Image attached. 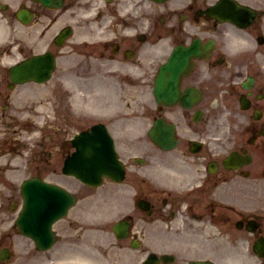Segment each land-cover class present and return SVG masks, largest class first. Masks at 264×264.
Masks as SVG:
<instances>
[{"label": "flooded vegetation", "instance_id": "af4514ba", "mask_svg": "<svg viewBox=\"0 0 264 264\" xmlns=\"http://www.w3.org/2000/svg\"><path fill=\"white\" fill-rule=\"evenodd\" d=\"M119 43H120V41L118 42V46H120L119 45ZM126 48H129L131 45L127 42L126 44ZM125 48V49H126ZM32 53H29L28 51H25V49H24V51H23V56L25 57L26 55L27 56H30ZM233 92V89H232V87H231V90H230V93H232ZM251 96H253L256 100H262L264 97H262V94L261 93H258V94H256V95H253V92H252V94H250L249 95V97H251ZM263 123H264V121H262V123L261 124H259V125H257L256 126V128H255V132L256 131H262L263 130ZM255 135L253 134V136H252V138L251 139H249L248 141L250 142V145L257 151V152H259V153H264V137H262L261 139H259V138H256L257 139V141H256V139H255Z\"/></svg>", "mask_w": 264, "mask_h": 264}, {"label": "bare ground", "instance_id": "6f19581e", "mask_svg": "<svg viewBox=\"0 0 264 264\" xmlns=\"http://www.w3.org/2000/svg\"><path fill=\"white\" fill-rule=\"evenodd\" d=\"M90 261V259H88V257L86 258H79V257H72L70 259L67 258L65 262H69V263H73V264H88Z\"/></svg>", "mask_w": 264, "mask_h": 264}, {"label": "rangeland", "instance_id": "374dc122", "mask_svg": "<svg viewBox=\"0 0 264 264\" xmlns=\"http://www.w3.org/2000/svg\"><path fill=\"white\" fill-rule=\"evenodd\" d=\"M10 108H12V109L15 108V107H14V103H12L10 107H6V109H7L8 112L11 111ZM6 191H8V190H6ZM89 236L91 237V235H89Z\"/></svg>", "mask_w": 264, "mask_h": 264}, {"label": "water", "instance_id": "95a60500", "mask_svg": "<svg viewBox=\"0 0 264 264\" xmlns=\"http://www.w3.org/2000/svg\"><path fill=\"white\" fill-rule=\"evenodd\" d=\"M83 141V140H82ZM89 150H91V149H89Z\"/></svg>", "mask_w": 264, "mask_h": 264}]
</instances>
